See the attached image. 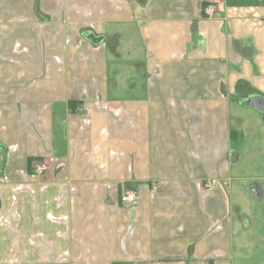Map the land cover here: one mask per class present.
Wrapping results in <instances>:
<instances>
[{
	"label": "crops",
	"instance_id": "0c3cea01",
	"mask_svg": "<svg viewBox=\"0 0 264 264\" xmlns=\"http://www.w3.org/2000/svg\"><path fill=\"white\" fill-rule=\"evenodd\" d=\"M254 113L264 0H0V264H235Z\"/></svg>",
	"mask_w": 264,
	"mask_h": 264
},
{
	"label": "rangeland",
	"instance_id": "374dc122",
	"mask_svg": "<svg viewBox=\"0 0 264 264\" xmlns=\"http://www.w3.org/2000/svg\"><path fill=\"white\" fill-rule=\"evenodd\" d=\"M255 114V113H254ZM259 113L258 123H249L246 135H241L237 129L234 136V151L237 168L235 169V181L233 186L241 191L236 208L242 212V220H249L245 228L238 224L237 249L238 255L235 264H242L240 255H246L248 264H264V202L258 201L249 192V186L254 184L260 189L264 188V117ZM252 126V128H250ZM238 173V174H237ZM263 216V217H262ZM241 241L249 243L246 250H242ZM257 246V247H255ZM260 246L262 247L260 250ZM246 248V247H245ZM242 252V253H241Z\"/></svg>",
	"mask_w": 264,
	"mask_h": 264
},
{
	"label": "built area",
	"instance_id": "2783aa9c",
	"mask_svg": "<svg viewBox=\"0 0 264 264\" xmlns=\"http://www.w3.org/2000/svg\"><path fill=\"white\" fill-rule=\"evenodd\" d=\"M215 12H216V7L213 5L207 6L204 10L205 16L208 18L213 17L215 15ZM47 170L48 167L46 164H39L35 167L32 176L41 177L46 173ZM138 201H139L138 194L135 191H131V190L124 191L121 197V202L126 206L136 205Z\"/></svg>",
	"mask_w": 264,
	"mask_h": 264
},
{
	"label": "water",
	"instance_id": "95a60500",
	"mask_svg": "<svg viewBox=\"0 0 264 264\" xmlns=\"http://www.w3.org/2000/svg\"><path fill=\"white\" fill-rule=\"evenodd\" d=\"M249 192L251 195L256 198L258 201L264 202V188L260 189L258 186H254V184L249 186Z\"/></svg>",
	"mask_w": 264,
	"mask_h": 264
}]
</instances>
